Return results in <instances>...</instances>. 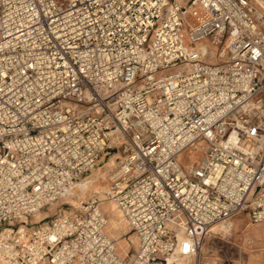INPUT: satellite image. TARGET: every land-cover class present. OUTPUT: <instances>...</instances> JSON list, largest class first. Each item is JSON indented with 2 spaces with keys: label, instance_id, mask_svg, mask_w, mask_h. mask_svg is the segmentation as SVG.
Wrapping results in <instances>:
<instances>
[{
  "label": "built area",
  "instance_id": "built-area-1",
  "mask_svg": "<svg viewBox=\"0 0 264 264\" xmlns=\"http://www.w3.org/2000/svg\"><path fill=\"white\" fill-rule=\"evenodd\" d=\"M111 152L130 255L97 197L29 226ZM241 214L264 223V0H0V264H188Z\"/></svg>",
  "mask_w": 264,
  "mask_h": 264
},
{
  "label": "rangeland",
  "instance_id": "rangeland-1",
  "mask_svg": "<svg viewBox=\"0 0 264 264\" xmlns=\"http://www.w3.org/2000/svg\"><path fill=\"white\" fill-rule=\"evenodd\" d=\"M121 157V154L111 152L91 174L86 175L82 184L88 182L86 186L88 189L82 193L83 200L81 202L97 197L100 200L99 204L103 203L99 208L108 217L109 235L114 239L118 253L124 257L134 251L136 240L126 221H122L119 211L113 209L114 204L110 202L112 200L106 198L109 188L108 175L117 166ZM186 157L187 164L195 163V159L188 163V154ZM186 157H184V161ZM95 190L96 192H94ZM64 202L69 205L77 203L65 199L56 204L54 203L33 216L29 220V226L30 223H37L46 218H54L56 214L65 209V206L62 205ZM219 224L223 225L216 232L210 231L205 236L199 251L188 264H264V223L250 224L248 217L241 214ZM224 228L226 229L224 230Z\"/></svg>",
  "mask_w": 264,
  "mask_h": 264
},
{
  "label": "bare ground",
  "instance_id": "bare-ground-1",
  "mask_svg": "<svg viewBox=\"0 0 264 264\" xmlns=\"http://www.w3.org/2000/svg\"><path fill=\"white\" fill-rule=\"evenodd\" d=\"M201 50L203 51V52H205L206 51V48L205 47H202L201 48ZM214 56V53H212V58H211V60H214L213 57ZM115 156V154L113 155V157ZM188 158H189V160H188V163L193 159H195V162L200 158V154H198V153H190V154H188ZM117 159H119V157H117ZM114 160V159H113ZM186 161H187V157H186V160H185V163H184V165L186 166V167H188V166H191L192 164H187L186 163ZM115 164V163H114ZM82 182H83V180L78 184V186L76 187V190L75 191H70L69 193H68V195L65 197V200H67V201H70V202H72V203H75V202H77V203H79L80 201H82L83 200V196H81L82 195V193L83 192H85V190H87L88 188L86 187L87 186V184H88V182H86V183H84V184H82ZM92 192V191H91ZM94 192H96V190L94 191ZM111 203H113L114 205V208L115 209H117V206H116V204H115V202L114 201H110ZM56 204V203H55ZM100 205H103V203L102 204H99V206ZM118 210V209H117ZM119 211V210H118ZM40 213V212H39ZM120 213V212H119ZM38 214V213H37ZM120 216H121V218H122V221L124 222L125 220H124V218L122 217V215H121V213H120ZM223 224H219V225H214V226H212V228H211V230L210 231H213V232H216L217 231V229L220 227V226H222ZM226 228H224V230H225ZM107 232H108V235H109V220H108V230H107ZM110 236V235H109ZM136 240V239H135Z\"/></svg>",
  "mask_w": 264,
  "mask_h": 264
},
{
  "label": "crops",
  "instance_id": "crops-1",
  "mask_svg": "<svg viewBox=\"0 0 264 264\" xmlns=\"http://www.w3.org/2000/svg\"><path fill=\"white\" fill-rule=\"evenodd\" d=\"M113 209L115 210L114 206H113Z\"/></svg>",
  "mask_w": 264,
  "mask_h": 264
}]
</instances>
